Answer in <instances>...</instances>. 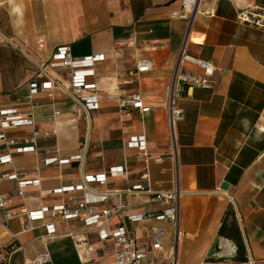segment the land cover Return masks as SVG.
<instances>
[{
    "label": "crops",
    "instance_id": "crops-1",
    "mask_svg": "<svg viewBox=\"0 0 264 264\" xmlns=\"http://www.w3.org/2000/svg\"><path fill=\"white\" fill-rule=\"evenodd\" d=\"M183 0H0L8 7V26L0 29V107H18L32 113L35 125L8 130L10 137L31 138L45 131L36 153L19 154L0 144V156L12 163L0 166V175L13 171L39 179L15 198L8 221L0 213V247L20 246L9 264H24L25 257L51 254L49 264H114L111 240L101 241V226L81 221L55 223L47 237L45 223L29 222L26 212L58 205L62 195H48L76 185L87 176L123 168L107 185L110 208L126 205L109 221V230L126 227L150 245L153 229L165 228L164 250L151 251L142 264H264V31L237 23L240 9L264 0H199L192 26L173 18ZM1 23V22H0ZM188 38V53L216 67L215 86L192 88L181 97L184 120L176 125L171 142L168 112L163 106L167 86ZM40 41L45 51L38 52ZM68 45L74 58L103 55L94 78L99 109L88 116L76 100L54 89L32 102L25 100L38 64L58 47ZM151 58L153 69L136 73L139 60ZM193 69L191 66L189 67ZM67 83L66 71L55 78ZM62 77V78H61ZM140 93L149 113L125 106ZM143 136L147 152L164 157L163 164H145L131 137ZM82 156L66 164L45 166L47 158ZM149 177V185L143 175ZM141 185L150 193L133 191ZM227 185V189L222 187ZM181 191L176 230L155 220L133 223L128 216L159 214L164 205L159 192ZM15 181H1L0 192L15 195ZM30 223L31 230L26 229ZM224 224V234L221 227ZM81 234L77 243L72 235Z\"/></svg>",
    "mask_w": 264,
    "mask_h": 264
},
{
    "label": "built area",
    "instance_id": "built-area-1",
    "mask_svg": "<svg viewBox=\"0 0 264 264\" xmlns=\"http://www.w3.org/2000/svg\"><path fill=\"white\" fill-rule=\"evenodd\" d=\"M199 0H183L180 12L174 13L173 18L187 21L192 26L193 17L196 12ZM237 23L253 29L264 31V4L240 9L237 14ZM188 38H186L179 51L178 66L174 70L170 82L167 86L164 108L168 112V125L171 142L175 143L176 125L184 120L185 111L180 104V99L192 88H201L205 90L213 89L215 86L216 67L211 61L196 58L188 53ZM45 43L40 41L38 52L45 51ZM104 59L103 55H93L83 58H74L71 54V47L63 45L57 48L54 54L48 60H43L38 64L36 74L29 83V91L25 98L32 102L38 94L43 91L59 89L68 95H71L79 107V112L84 110L89 116L91 112L99 109V96L96 82L89 83L88 78H94L95 65ZM192 67L193 69L189 68ZM153 69V60L151 58L141 59L136 66V73H148ZM66 71L67 83H63L60 78H55L57 71ZM125 106L138 110L141 113H149L151 107L145 102L142 94L132 95L129 101H125ZM35 120L32 113L23 111L18 107H0V144L12 147L19 154L36 153L38 141L47 133L45 131H36L31 138L22 136L10 137L6 131L33 127ZM128 146L137 149L145 164L154 161L157 164H163L164 157L150 154L147 152L146 139L143 136L131 137ZM82 156H76L69 159L59 160L58 158H47L44 160L45 166L54 164H66L74 160H81ZM10 155L0 156V166L12 163ZM124 172L123 168L117 167L109 170L108 173L97 176H87L80 183L71 186H65L53 191H47L48 195H62L64 201L51 207H43L36 211L26 212L29 222L45 221L47 216L52 221L45 223L47 237L52 238L56 234L55 223L59 220L65 222L81 221L86 227L101 226L99 237L101 241L111 240L115 249L114 264H142L148 254L153 252H162L167 237L165 228L153 229L150 245L143 244L134 233L126 227H118L109 230V221L113 216L119 215L126 205L119 204L115 208H110L108 190L99 191L93 187V184L107 185L110 177H118ZM143 180L149 185V177L143 175ZM15 181L18 184V191L15 195L4 194L0 192V213L5 220L13 217L10 208L14 205L15 198H24V189L31 186L40 185L39 179H29V173L22 171H13L0 175L1 181ZM133 191L150 193V189L138 185ZM183 196L181 191L159 192L158 199L164 205V209L157 215L150 213L128 216L129 221L140 223L143 221L155 220L160 223H169L176 230L178 229L180 219V200ZM27 230H31L30 223L26 225ZM73 239L81 243L84 239L81 234H73ZM23 251V247L1 246L0 264H9L13 255ZM52 262L51 254L47 251L39 252L32 257H25L24 264H49ZM151 264H155L154 262ZM169 264H175L173 256L169 259ZM247 264H254L250 260Z\"/></svg>",
    "mask_w": 264,
    "mask_h": 264
},
{
    "label": "rangeland",
    "instance_id": "rangeland-1",
    "mask_svg": "<svg viewBox=\"0 0 264 264\" xmlns=\"http://www.w3.org/2000/svg\"><path fill=\"white\" fill-rule=\"evenodd\" d=\"M10 20V15H9V9L8 7L6 8H2V10L0 11V29L3 28V26H1L2 24L5 26H8V22Z\"/></svg>",
    "mask_w": 264,
    "mask_h": 264
},
{
    "label": "trees",
    "instance_id": "trees-1",
    "mask_svg": "<svg viewBox=\"0 0 264 264\" xmlns=\"http://www.w3.org/2000/svg\"><path fill=\"white\" fill-rule=\"evenodd\" d=\"M221 235H223L224 234V224L222 225V227H221Z\"/></svg>",
    "mask_w": 264,
    "mask_h": 264
},
{
    "label": "water",
    "instance_id": "water-1",
    "mask_svg": "<svg viewBox=\"0 0 264 264\" xmlns=\"http://www.w3.org/2000/svg\"><path fill=\"white\" fill-rule=\"evenodd\" d=\"M222 189H223V190L227 189V185L223 186Z\"/></svg>",
    "mask_w": 264,
    "mask_h": 264
}]
</instances>
